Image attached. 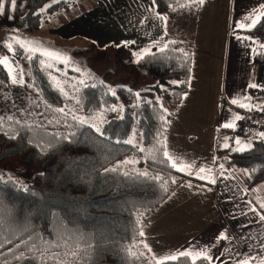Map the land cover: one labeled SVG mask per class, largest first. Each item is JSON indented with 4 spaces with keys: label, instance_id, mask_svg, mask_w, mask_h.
Wrapping results in <instances>:
<instances>
[{
    "label": "trees",
    "instance_id": "16d2710c",
    "mask_svg": "<svg viewBox=\"0 0 264 264\" xmlns=\"http://www.w3.org/2000/svg\"><path fill=\"white\" fill-rule=\"evenodd\" d=\"M77 2L16 0L13 8L11 0H0V32L27 35L47 23L53 13L68 11ZM198 2L155 0L156 10L168 14L170 26L180 33L171 29L174 39L165 48L124 62L129 73L135 68L145 70L154 81L149 87L163 96L162 102L135 100L133 90L117 86L113 92L103 82L75 88L77 112L105 116L96 125L103 136L66 112V93L44 56L24 54L22 85L12 83L0 61V163L18 164L33 172L23 184L0 175L2 264H48L54 255L68 256L76 248V264H208L204 258L187 255H178L176 261H152L139 233L148 215L185 175L165 157L163 137L167 118L187 87L192 43L185 38L191 20H185ZM245 32L264 41V14ZM116 45L118 56L125 47ZM4 54L0 44V58ZM116 61L121 63L119 58ZM113 106L118 110L113 111ZM133 128L141 134L139 143L117 142L127 140ZM73 131L75 138H61ZM53 132L58 135L53 137ZM217 154L246 187L264 182L263 139L254 138L244 151L218 149ZM127 159L138 169L126 167ZM106 168L116 171L106 173Z\"/></svg>",
    "mask_w": 264,
    "mask_h": 264
},
{
    "label": "crops",
    "instance_id": "0c3cea01",
    "mask_svg": "<svg viewBox=\"0 0 264 264\" xmlns=\"http://www.w3.org/2000/svg\"><path fill=\"white\" fill-rule=\"evenodd\" d=\"M75 6L73 14L63 11L64 21L49 25L50 30L97 44L128 45L131 59H137L136 52L146 54L145 49L165 48L173 33H180L153 0H78L71 8ZM263 14L264 0H204L185 20H191L185 38L192 43L187 87L167 118L163 137L169 163L175 162L173 168L185 175L139 228L144 233L141 246L154 261L178 256L191 246L187 256L208 264H264V222L258 219L264 215V184L246 187L217 154L218 149L246 148L254 138L264 140L260 133L240 136L223 127L234 125L244 109L264 106V41L245 32ZM40 34H27L29 50L67 58L68 52L44 39L47 33L42 39ZM14 79L21 76L16 73ZM235 136L239 143H234ZM212 179L217 182L210 183ZM221 232L227 238L218 240Z\"/></svg>",
    "mask_w": 264,
    "mask_h": 264
},
{
    "label": "rangeland",
    "instance_id": "374dc122",
    "mask_svg": "<svg viewBox=\"0 0 264 264\" xmlns=\"http://www.w3.org/2000/svg\"><path fill=\"white\" fill-rule=\"evenodd\" d=\"M77 8L78 7L76 6L73 7L69 10L68 14H73ZM63 16H65L64 13L55 12L52 14L47 23L43 24L38 30H33L31 32L41 34L47 33L44 38L46 41L51 40L55 45H59L61 50L68 52V56L64 60L52 56H45L41 52L29 50V43L32 41L29 35H17L15 33L0 32V44H3L5 48V54L1 56L0 61L4 64L3 66L6 67H4L6 71L11 73L8 74L7 72L11 80L14 79V75L16 73L17 76H21V79L23 78L24 72L22 68V60L24 54L36 53L44 56V58L51 66H53L55 70V74L53 76L57 84L66 93V112L72 115L77 121L87 120L89 124L95 125L104 121L105 116L102 114L85 115L77 112L74 107V90L82 84L103 82L113 92H116L117 86H123L133 90L135 94L139 93V96H137V99L135 100L156 99L161 100L162 102L163 96L159 95L158 92L149 87L154 83V81L148 74L145 73L143 68H135L133 69V73L126 71L124 62H126V60L134 62L138 59L130 58V54H128L129 51H127L128 45H124L125 51H121L117 56L116 44L103 45L101 43L97 44V42L92 43L82 36H67L68 38L63 37L60 34V30H50L51 27L64 21ZM49 25L51 27H49ZM41 34L39 35L40 39H42ZM46 46L49 47L48 45ZM117 58H119L121 63L116 61ZM173 112L174 109L169 117L173 115ZM237 138L239 137H233L234 143L237 141ZM127 140H133V143H139L141 141V134L139 133V130L137 128H133ZM125 161H128V163H124L126 167L138 169L133 160L127 159ZM32 173L33 172L30 168L18 164L7 165L0 163V175L5 176V178H10L18 184H23L30 180ZM260 183L264 184V182ZM76 251L78 252L79 248L69 251L68 256H65L64 253L57 254V256L54 255V259L48 264H52L53 261H55L56 264H76L75 262L73 263V256L76 255ZM149 258L151 259V257ZM151 260L154 261L153 259ZM4 262L5 259L0 258V264Z\"/></svg>",
    "mask_w": 264,
    "mask_h": 264
},
{
    "label": "snow or ice",
    "instance_id": "6c2138e0",
    "mask_svg": "<svg viewBox=\"0 0 264 264\" xmlns=\"http://www.w3.org/2000/svg\"><path fill=\"white\" fill-rule=\"evenodd\" d=\"M153 2L155 3V0H153ZM199 2L200 3H203L204 0H199ZM11 3L13 5V8H15V6H16V0H11ZM2 7H3V5L0 4V8H2ZM9 18L11 19V17H9ZM256 22L257 21H253V24H255ZM241 27H243V25H241ZM165 47H166V45H165ZM36 51H39V50L37 49ZM144 52H146L149 55H152L150 48L149 49H145ZM34 55H35V53H34ZM43 55L51 57L52 53L51 52H45V53H43ZM134 55L137 56L138 60L143 58L142 55H141V52H136V53H134ZM31 58L32 57H29V59H31ZM6 59H7V57H6ZM12 83L13 84L19 83V84L22 85L24 83V81H23V79H20L19 81H17L16 79H12ZM172 83L178 85V84L183 83V82L182 81H173ZM249 87L250 88H258V85L257 84H251V85H249ZM113 95H115V93H113ZM136 95L139 96V93H137ZM236 103H237V101L235 99H233L232 100V104H236ZM112 110L113 111H117L118 109L115 106H113ZM57 111L60 112V113H64L65 110H64V108H59V109H57ZM165 111H167V110L165 109ZM238 118L239 119H242L243 117H238ZM79 124L80 125H87V126L91 127L94 130V132L97 133V134H99L100 136H103L104 135V133L101 131V128L100 127H97L95 124H89V122L87 120H80L79 121ZM65 127H69V125L67 124V122H65ZM223 127H226V128H234L235 126L233 124H231V123H228V124H224ZM51 135L53 137H55L58 134L55 133V132H53V133H51ZM260 135L262 137H264V133H260ZM75 137H76V132H74V131L73 132H68L66 134H61V138L62 139H71V138H75ZM117 142L118 143L133 144V140H125V141H117ZM236 142L239 143V138H237V141ZM224 147L225 148H228L229 145L225 144ZM244 150H245L244 147L239 148V149H234V151H244ZM164 155H165V157H168L169 154H168L167 151H165L164 152ZM124 163H128V161H124ZM176 166H177L176 163L173 162L172 167H176ZM219 167L220 168H223V165H219ZM178 170L179 171H184V168H179ZM112 171H116V169L115 168H106L105 169V172L106 173L107 172H112ZM203 171H204V169L201 168L200 169V172H203ZM245 171H247V170H245ZM198 178L201 179V180H204L205 179V177L203 175H199ZM216 182L217 181L215 179H212L210 181V183H212V184H215ZM261 207H264V205H261ZM252 211L253 212H256V209L253 208ZM258 219L260 221L264 222V215H259L258 216ZM140 235L141 236L144 235L143 231L140 232ZM222 238H227L226 235H225V232H221L220 235H219V237L217 239L219 240V239H222ZM213 246H215V245H213ZM17 247H19V245ZM190 251H191V246L187 250L180 251L179 252V257H185L186 255H188L190 253ZM221 255H223V252H221ZM204 256H206V258L209 261H211L213 259L212 255L208 254L207 252L204 253ZM168 259L171 260V261H176L178 259V257L176 255H172V256L168 257ZM217 259H219V257H217ZM253 259H255V258H253ZM42 264H44V262H42ZM52 264H56V262L53 261ZM162 264H163V262H162ZM243 264H249V262L248 261H244Z\"/></svg>",
    "mask_w": 264,
    "mask_h": 264
},
{
    "label": "built area",
    "instance_id": "2783aa9c",
    "mask_svg": "<svg viewBox=\"0 0 264 264\" xmlns=\"http://www.w3.org/2000/svg\"><path fill=\"white\" fill-rule=\"evenodd\" d=\"M241 117L236 120L232 133L240 136L264 133V110L256 106L249 107L243 110Z\"/></svg>",
    "mask_w": 264,
    "mask_h": 264
}]
</instances>
